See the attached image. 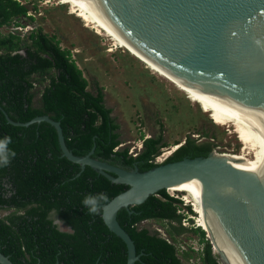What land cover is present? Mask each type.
<instances>
[{
	"label": "trees",
	"instance_id": "trees-1",
	"mask_svg": "<svg viewBox=\"0 0 264 264\" xmlns=\"http://www.w3.org/2000/svg\"><path fill=\"white\" fill-rule=\"evenodd\" d=\"M28 17L26 7L17 0H0V28ZM21 27V26H20ZM28 44L19 34L0 32V137H12L16 156L0 168V252L14 264H126V247L111 233L101 217L89 215L82 199L89 194L105 193L108 203L128 188L114 183L89 166H80L61 156L54 127L46 122L18 126L36 116L48 115L59 121L67 148L77 156L86 155L94 146L92 157L139 171L157 164L161 137L145 138L134 157L128 148H117L119 125L106 107L101 87L95 92L67 49L54 37L40 31L30 32ZM38 88V91H37ZM39 93L38 104L34 97ZM4 112V113H3ZM211 143L197 144L188 139L165 161L183 157L206 156ZM180 200L167 191L150 195L143 203L121 208L117 221L134 242L140 258L134 264H185L191 255L176 246V236L188 229L181 225ZM100 205V206H101ZM21 214L16 215V212ZM54 211L71 232L59 231L48 215ZM145 220L165 224L167 237L140 226ZM198 253L201 264H219L198 227Z\"/></svg>",
	"mask_w": 264,
	"mask_h": 264
},
{
	"label": "water",
	"instance_id": "water-1",
	"mask_svg": "<svg viewBox=\"0 0 264 264\" xmlns=\"http://www.w3.org/2000/svg\"><path fill=\"white\" fill-rule=\"evenodd\" d=\"M132 47L178 79L196 82L236 123L241 152L162 161L127 169L83 156L66 146L59 121L41 115L18 126L46 122L57 134L61 156L82 171L89 166L128 188L102 204L108 230L126 247V264L139 260L117 212L143 203L184 181L194 184L213 232H205L219 264H264V0H89ZM173 154V153H171ZM203 230V229H202ZM160 236L166 237L159 233ZM0 264H14L0 252Z\"/></svg>",
	"mask_w": 264,
	"mask_h": 264
},
{
	"label": "rangeland",
	"instance_id": "rangeland-1",
	"mask_svg": "<svg viewBox=\"0 0 264 264\" xmlns=\"http://www.w3.org/2000/svg\"><path fill=\"white\" fill-rule=\"evenodd\" d=\"M17 1L26 7L31 18H16L21 27L10 23L2 26L0 32L19 34L29 44V33L40 31L54 37L62 49H67L86 78L88 89L92 92L96 86L103 89L104 103L112 109L111 115L119 124L120 148L127 147L128 152L137 153L145 138L161 137L163 147L156 156L161 159L170 148L184 145L186 138L194 139L197 144L211 143L212 149L221 153L240 151L241 144L235 135L215 125L186 93L123 49L115 48L108 36L87 26L69 6L59 4V0ZM38 101L37 92L34 104ZM167 192L179 200L184 197L182 192ZM191 208L190 203L181 201L179 204L178 211L183 215L181 225L188 230L176 236V246L179 251L190 247L192 256L185 264H201L199 233L193 230L200 226ZM140 226L167 237L164 222L145 220Z\"/></svg>",
	"mask_w": 264,
	"mask_h": 264
},
{
	"label": "bare ground",
	"instance_id": "bare-ground-1",
	"mask_svg": "<svg viewBox=\"0 0 264 264\" xmlns=\"http://www.w3.org/2000/svg\"><path fill=\"white\" fill-rule=\"evenodd\" d=\"M59 4L69 6L70 9L77 14V16L86 22L87 26H91L96 29L97 32L108 36L115 48L123 49L138 61L143 63L153 73L166 79L171 84L175 85V87L182 90L183 93H186L193 102L199 105L204 113L209 115L215 125L227 128L228 132L235 135L236 139L242 146L243 137L235 121L226 112H224L196 82L193 80L186 81L185 79H178L174 75L170 74L159 63L152 61L141 52L137 51L128 43L125 37H123V35L115 29L109 17L89 0H59ZM177 147L178 145L170 148V151H168L162 159L158 158V161H161L164 157L171 155ZM240 152L241 147L237 154H223L233 157L240 154ZM167 191L182 192L184 195L182 201L187 204L190 203L192 207L191 209L197 215V222L200 228L206 233H209L210 231L213 232L207 208L194 184L184 181L178 185L168 188Z\"/></svg>",
	"mask_w": 264,
	"mask_h": 264
},
{
	"label": "clouds",
	"instance_id": "clouds-1",
	"mask_svg": "<svg viewBox=\"0 0 264 264\" xmlns=\"http://www.w3.org/2000/svg\"><path fill=\"white\" fill-rule=\"evenodd\" d=\"M11 144L12 137H0V168L7 167L11 163V160L16 156L15 150L10 147ZM107 199L108 197L105 193H96L95 195L89 194L82 199L81 204L87 210L89 215H98L101 202L106 201ZM61 223L60 220L56 219V224L60 225V227Z\"/></svg>",
	"mask_w": 264,
	"mask_h": 264
},
{
	"label": "flooded vegetation",
	"instance_id": "flooded-vegetation-1",
	"mask_svg": "<svg viewBox=\"0 0 264 264\" xmlns=\"http://www.w3.org/2000/svg\"><path fill=\"white\" fill-rule=\"evenodd\" d=\"M112 116V115H111ZM114 118V117H113ZM115 122L117 123V121H116V119H115ZM118 124V123H117ZM119 125V124H118ZM118 132H119V129H118ZM120 134V133H119ZM149 138V137H148ZM153 138H157V137H153ZM119 139H120V136H119ZM188 139H191V138H186L185 139V141H184V145H186L187 144V140ZM192 140V139H191ZM158 145H161V147H163V142H162V139L160 140V142L158 143ZM183 144L182 145H180V147L181 146H184ZM120 146V145H119ZM117 147V148H120V147ZM141 149H142V146H141V148L138 150V152H137V154L141 151ZM177 149H178V147H177ZM176 149V150H177ZM175 150V151H176ZM175 151H173V153L175 152ZM129 153V152H128ZM136 154V155H137ZM131 156H133V155H131ZM171 156V155H170ZM135 157V156H134ZM134 166H136V164L134 163V165L131 167V168H133ZM130 168V169H131ZM2 212H6V211H3V210H1L0 211V215L1 216H3V215H5V214H7V213H3V214H1ZM18 214H21V211H17L16 212V215H18ZM48 219H50L51 221H52V224L53 225H55L56 226V228L59 230V231H62V232H71V228H70V226H68V224L66 223V221L62 218V217H60L59 215H57L54 211H51L50 213H49V215H48ZM56 219H58V220H60L62 223H61V227H60V225H58V224H56ZM62 227H64V228H62Z\"/></svg>",
	"mask_w": 264,
	"mask_h": 264
},
{
	"label": "built area",
	"instance_id": "built-area-1",
	"mask_svg": "<svg viewBox=\"0 0 264 264\" xmlns=\"http://www.w3.org/2000/svg\"><path fill=\"white\" fill-rule=\"evenodd\" d=\"M141 146H142V145H141V143H140L139 146H138V150L141 148ZM129 154H130V155H133V156H136L137 153H136V152L132 153V151H130ZM158 158H159V157H158ZM158 158H156V157L154 158V163L158 164V163H157V162H158ZM166 158H167V157H166ZM166 158H165V159H166ZM160 162H161V161H160ZM180 200H182V199H180ZM178 212H180V211H178Z\"/></svg>",
	"mask_w": 264,
	"mask_h": 264
}]
</instances>
